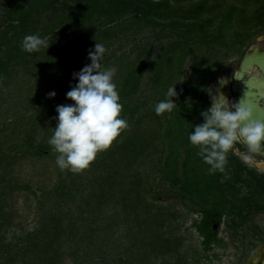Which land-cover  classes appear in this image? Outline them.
Masks as SVG:
<instances>
[{"label":"trees","instance_id":"1","mask_svg":"<svg viewBox=\"0 0 264 264\" xmlns=\"http://www.w3.org/2000/svg\"><path fill=\"white\" fill-rule=\"evenodd\" d=\"M262 1L236 0L217 13V0L212 5L209 0H1L4 13L0 22V70L3 72L0 88L18 79V88L11 94L13 98L18 97L24 83L38 76L39 69L47 65L54 66L58 84L56 97H47L30 115L27 110L39 100L36 92L31 103L18 102L12 106L15 111L12 120L0 122V264H66L67 260L71 264L188 263L180 250L182 239L176 233L180 228L178 220L183 216L172 207L158 203L164 188L169 195L191 199L185 192L188 184L183 179L186 165H179L184 149L175 159L170 156L175 149L171 151L169 147L166 155L161 138L144 120L148 114L142 112L134 96L148 68L153 72L155 85L168 86L178 58L181 73L192 50H201L211 40L221 39L235 16L249 11L250 5L264 9ZM145 27L157 38L164 34L173 39L168 40L161 52L162 62L156 58L151 60L157 49L155 42H145L138 46L136 59L122 70L119 76L123 85L120 101L124 104L121 116L127 121V127L121 136L98 152L85 170L73 172L61 168L56 181L41 186L23 178L18 168L27 159L53 157L56 160L59 155L48 142L55 131L53 117L57 115V104L73 103L65 94L73 84L72 74L79 68V60L88 56L96 42L107 49L117 39L128 36L129 30L136 33ZM251 28L245 26L248 31ZM28 34L40 35L50 47L32 53L23 50L22 41ZM222 41L218 42L228 47L240 43L239 39L232 43ZM202 59H207L204 64L210 66L208 58ZM203 70L199 68L196 77L199 73L202 77ZM167 89L163 97H167ZM1 100L5 99L0 96ZM9 110L0 112V121ZM170 112L163 116L153 111L154 116L149 117L173 122ZM184 113L180 111L177 117ZM189 146L191 151L198 148L190 141ZM234 148L229 153L242 170V173L236 171L237 182L249 189L241 198L249 201L252 182H256L263 190L257 202L262 210L264 173L259 174ZM22 193L27 195V201L32 198L35 204L37 225L32 228L23 225L18 206ZM198 205L197 211L204 214L198 228L209 247L211 242L221 239L208 233L207 218L219 212L202 207L201 203ZM235 209L236 205L232 210ZM12 230L15 234L9 238L7 234Z\"/></svg>","mask_w":264,"mask_h":264},{"label":"rangeland","instance_id":"2","mask_svg":"<svg viewBox=\"0 0 264 264\" xmlns=\"http://www.w3.org/2000/svg\"><path fill=\"white\" fill-rule=\"evenodd\" d=\"M209 2L212 5L216 0H209ZM217 2H219L217 13H220L223 12L225 8L229 7L230 3L236 2V0H217ZM262 3H264V0ZM250 6L249 11L246 13L240 12L235 16L233 24L228 27L227 31H223L221 34L223 36L221 39L211 40V42L203 46L201 50H192L186 62L184 61V68L181 73V64H178V58L173 73L169 76L171 79H169L168 86L162 87L160 85H155L152 80L153 72L148 68L143 73L139 90L134 96L135 101L141 105L142 112L148 114L144 120L153 127L156 134L161 138L166 155L169 154V147L171 151L175 149L174 154L172 152L170 153L173 159L184 149V152L181 154V160H179V165H186L183 168L185 172L183 179L188 184L185 188V192H187V195L192 200H184L175 194L169 195L166 188H164L166 186L164 183L163 197H160L158 203L166 207H172L183 216L178 220L180 228L176 233L182 239L180 250L186 256L188 260L187 264H242L243 261L246 260V257L251 256L259 249L257 248L252 251L249 249L248 242L251 236L250 224L257 223L258 226L264 230V209L259 210V212L254 215L253 218L248 219L247 222L245 221V225L238 226L235 224V222L241 219V215L239 212H236V209L235 211L232 209L238 203L241 204L240 200L243 199L241 197L245 196L249 189L248 186L242 182H237L236 171L239 170L240 173H242V170L236 166V161L232 158L231 154H227L228 163L225 165V170L223 172L219 170L209 172L208 169L210 165L206 164L198 154L199 148L195 151L189 150V133L194 129L196 123L202 122L200 121V119L202 120L200 112L211 103L209 93L206 91L207 88L211 87L213 92H215V90L218 92L220 89L222 91L229 87L233 80V73L238 67L244 52L248 50L252 43L257 41L260 35H264V9H260L258 6L255 7L254 5ZM3 13L4 9L1 6L0 0V22L3 20ZM248 25L252 27L250 31L245 29V26ZM128 32V36L119 38L108 45L107 51L103 57V66L105 68L114 67L116 69L114 82L117 84L119 94H121L123 88V85L120 84L122 79H120L119 76L126 64L136 59L138 46L145 42L154 41L157 45V49H155L151 60L156 58L160 63L162 62L161 52H163L167 46L168 40L173 39L167 38L164 34H161L159 38H157L148 27L142 28L136 33L130 30ZM238 39L240 43L232 45L231 47L218 42L219 40H223L222 42L225 41L226 43V41H228L232 43ZM207 40L210 41L208 38ZM261 43L264 46V40H262ZM203 57L210 60V66L204 64L207 59L201 60ZM86 63H90L88 56L79 60V68H77L76 71L78 69L80 70ZM199 68L204 69L202 77L200 73L196 77ZM57 77L58 74L54 66L47 65L45 68L39 69L38 76L31 77V79H28V82L24 83L23 90L19 92V96L15 98H13L11 94H15L14 88L17 87L20 81H18V79H13L9 84H4L0 88V96L5 99L0 101V112L2 110V112L7 111L8 108H10V110L4 114L0 122H4L5 120L9 122L12 120L15 117V111L11 109L12 106L18 102L23 104L31 103L33 101V92H36V99L39 98V100L37 103L32 104L27 110L26 113L30 115L35 111L36 107L40 106V104L47 99V93L57 88ZM188 78L189 81L187 82ZM163 81L167 82L166 80ZM75 82L76 81H73V84ZM186 82L187 84H185ZM73 84H70L69 88ZM175 84H177V92L180 93L178 98H173L176 100V105L172 110L171 116L174 117L175 121L166 122L167 118L158 121H156V119H151L149 116H154L152 112L155 111L156 105L162 100L169 99L168 97H163L165 96L163 94H165L164 91H166V88L169 89V87ZM187 92L189 94H187ZM120 102L124 106L122 99ZM180 111L181 114L185 113L178 118L177 115ZM166 112L171 114V112L165 111L162 115L164 116L165 114V116H167ZM161 121H164L162 125H160ZM53 123L56 124V120H54ZM145 126L146 123L143 122V127ZM43 132L39 135L38 140L41 139ZM120 136L121 135L118 137ZM234 151L239 153L236 144ZM257 160L258 159L251 156L253 164H255ZM141 168L144 169L145 167L142 165ZM18 170L21 172L23 178L26 180L31 179L34 185L41 186L43 184H52L53 181H56L57 174L61 171V168L53 157H34L33 159L29 158L24 161L22 165L19 166ZM258 170L259 174L262 173L261 171H264V169L259 167ZM236 186L240 188V192ZM262 192L263 190L258 187V184L252 182L251 194L248 195L249 201H253V203L249 202L248 205L253 204L252 206H254L260 199V196L263 195ZM237 196H239V198H237ZM27 198V195L22 193L19 197L18 206L21 209V214H23V225L32 228L37 225V216L34 201L30 200L32 198L27 201ZM195 201L198 204L201 203V206L203 205L202 207L206 206L208 209H216L219 213L225 212L226 218H224L221 223L215 225L218 238L221 240L219 242L213 241L209 247L205 245L204 239L197 228L198 222L201 220L203 214L197 211L199 205ZM261 203L262 205L264 204V199L261 200ZM17 220L18 219H16V221ZM14 234V230H12L7 236L11 238ZM66 264H71V261L67 260Z\"/></svg>","mask_w":264,"mask_h":264},{"label":"clouds","instance_id":"3","mask_svg":"<svg viewBox=\"0 0 264 264\" xmlns=\"http://www.w3.org/2000/svg\"><path fill=\"white\" fill-rule=\"evenodd\" d=\"M42 47L49 48L48 42L38 34L25 35L23 50L32 53ZM106 47L96 42L88 51L90 63L79 71L73 72L70 90L66 98L73 103L57 104L55 131L49 139L58 166L73 172L83 170L96 158L98 152L107 149L127 127V121L121 116L123 108L117 84L114 82V67L105 68L103 57ZM175 84L169 87L167 97L156 107L157 115L172 111L180 93ZM211 98L210 105L200 112L202 122L196 123L189 133L190 142L198 146V154L210 165L209 172H223L228 163L227 154L237 143L248 146L250 153H264V120L253 118L252 106L242 98L233 102L221 89L207 90ZM55 90L47 93L55 98ZM245 162L251 161L248 153H242Z\"/></svg>","mask_w":264,"mask_h":264},{"label":"water","instance_id":"4","mask_svg":"<svg viewBox=\"0 0 264 264\" xmlns=\"http://www.w3.org/2000/svg\"><path fill=\"white\" fill-rule=\"evenodd\" d=\"M262 40H264V35H260L244 53L233 73L230 87L231 100L238 102L243 98L252 106L253 118L256 120H264V46L261 43ZM2 78L3 72L0 70V80ZM244 145L248 148L246 144ZM256 154L262 159L256 161L255 165L264 169V153ZM250 261L251 259L248 260Z\"/></svg>","mask_w":264,"mask_h":264},{"label":"flooded vegetation","instance_id":"5","mask_svg":"<svg viewBox=\"0 0 264 264\" xmlns=\"http://www.w3.org/2000/svg\"><path fill=\"white\" fill-rule=\"evenodd\" d=\"M230 87H231V85L229 87H227L226 89L222 90L223 93L228 91V90L231 91ZM231 96H232V94H230V96H228V97L231 99ZM239 144L242 145V146H237V148L239 149V153H237V152H235V153L237 155H239L241 158H242V156H241L242 153H248L250 156H252L258 160L262 159L258 154L250 153L249 149L243 143H239ZM247 163H251L258 170V167L255 164H253L252 161L247 162ZM261 172L264 173V171H261ZM249 202L253 203V201H247V200L242 199V200H240L241 204L238 203L236 205V212H239L241 215V219L239 221L235 222L236 225H238V226L245 225L246 224L245 221L247 222L248 219L253 218V216L259 212V204L256 203L254 206H251L253 204L248 205ZM224 218H226L225 213L222 215H221V213L209 214L208 218H207V223H208L207 225H208V228L210 229V232H208V233L212 234L218 238V234H217V230H216L215 225L217 223L218 224L221 223L222 220H224ZM203 220H204V214L201 217V220L198 222V225L201 224ZM198 225H197V228H198ZM249 227L251 228L250 241L248 242L249 249H250V251H252L254 249L256 250L257 248H259V249L254 254H252L251 256L246 257L245 258L246 260H244L242 264H246L248 262V260H250V259H252V257H255L256 255H258V253H261V255L264 256V230L260 226H258L257 223H255V224L251 223ZM198 231L201 234V236L203 237V239H205V236L202 235L201 230H199V228H198Z\"/></svg>","mask_w":264,"mask_h":264},{"label":"bare ground","instance_id":"6","mask_svg":"<svg viewBox=\"0 0 264 264\" xmlns=\"http://www.w3.org/2000/svg\"><path fill=\"white\" fill-rule=\"evenodd\" d=\"M224 94L226 96H230L231 91L228 90V91L224 92ZM247 264H264V256L261 255V253H258V255H256L255 257H253L251 259V261L248 262Z\"/></svg>","mask_w":264,"mask_h":264}]
</instances>
